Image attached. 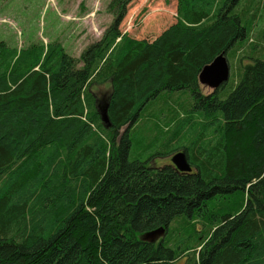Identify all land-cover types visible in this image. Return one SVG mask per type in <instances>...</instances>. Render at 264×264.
Instances as JSON below:
<instances>
[{
	"label": "trees",
	"instance_id": "16d2710c",
	"mask_svg": "<svg viewBox=\"0 0 264 264\" xmlns=\"http://www.w3.org/2000/svg\"><path fill=\"white\" fill-rule=\"evenodd\" d=\"M131 1L77 57L0 41V264H264V0H176L151 41Z\"/></svg>",
	"mask_w": 264,
	"mask_h": 264
},
{
	"label": "rangeland",
	"instance_id": "374dc122",
	"mask_svg": "<svg viewBox=\"0 0 264 264\" xmlns=\"http://www.w3.org/2000/svg\"><path fill=\"white\" fill-rule=\"evenodd\" d=\"M109 1L0 0V41L15 50L32 43L56 41L68 55L77 57L85 46L99 39L110 22L105 12ZM175 3L176 0H132L119 25L120 31L136 40L151 41L174 22ZM200 88L202 94L211 92ZM92 92L104 103L106 87L93 88ZM172 155L153 160V166L168 164ZM159 235L150 238L156 241ZM174 264H182V259Z\"/></svg>",
	"mask_w": 264,
	"mask_h": 264
},
{
	"label": "water",
	"instance_id": "95a60500",
	"mask_svg": "<svg viewBox=\"0 0 264 264\" xmlns=\"http://www.w3.org/2000/svg\"><path fill=\"white\" fill-rule=\"evenodd\" d=\"M229 67L224 53L219 54L209 64L202 67L197 76V83L209 89L211 92L218 89L222 84L228 81ZM99 119L101 123L108 126L105 109H100ZM170 164L177 171L190 173L191 168L187 163L183 151H179L170 157Z\"/></svg>",
	"mask_w": 264,
	"mask_h": 264
},
{
	"label": "crops",
	"instance_id": "0c3cea01",
	"mask_svg": "<svg viewBox=\"0 0 264 264\" xmlns=\"http://www.w3.org/2000/svg\"><path fill=\"white\" fill-rule=\"evenodd\" d=\"M153 39H154V38H153ZM153 39H152V40H153Z\"/></svg>",
	"mask_w": 264,
	"mask_h": 264
}]
</instances>
